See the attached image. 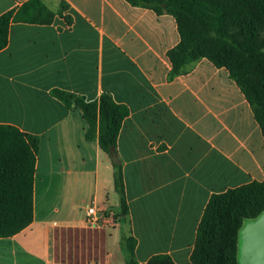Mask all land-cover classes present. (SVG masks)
Segmentation results:
<instances>
[{"label": "crops", "instance_id": "crops-1", "mask_svg": "<svg viewBox=\"0 0 264 264\" xmlns=\"http://www.w3.org/2000/svg\"><path fill=\"white\" fill-rule=\"evenodd\" d=\"M27 1L0 0V15ZM42 2L51 21L11 22L0 51V125L40 138L33 221L0 238V264H126L123 234L136 239L139 264L159 254L192 264L211 195L264 180V134L250 104L206 58L172 72L179 35L170 15L126 0ZM52 89L86 101L108 93L129 111L116 141L128 215L104 233L100 260L61 253L58 234L87 226L88 207L119 213L112 163Z\"/></svg>", "mask_w": 264, "mask_h": 264}, {"label": "trees", "instance_id": "trees-1", "mask_svg": "<svg viewBox=\"0 0 264 264\" xmlns=\"http://www.w3.org/2000/svg\"><path fill=\"white\" fill-rule=\"evenodd\" d=\"M216 1V2H214ZM131 6L170 15L177 24L178 44L168 52L172 72L206 58L216 68H225L250 104L254 118L264 134V40L255 31L264 23V0H126ZM257 3L262 5L257 9ZM238 4L243 23H229ZM53 17L42 0H29L17 10L0 15V51L8 42L11 22L48 24ZM238 30V31H237ZM243 39L239 38V32ZM52 97L66 107L79 110L87 124L85 139L97 141L113 168L114 191L118 196L119 221L128 215L121 163L116 141L128 108L116 103L110 94L97 100L52 89ZM38 135L0 125V238L12 237L33 221V182L39 152ZM264 212V180L213 194L203 210L193 250L192 264H238L239 231L247 220ZM118 221V222H119ZM126 264H139L134 257L136 239L123 234L119 241ZM144 264H175L168 255H154Z\"/></svg>", "mask_w": 264, "mask_h": 264}, {"label": "rangeland", "instance_id": "rangeland-1", "mask_svg": "<svg viewBox=\"0 0 264 264\" xmlns=\"http://www.w3.org/2000/svg\"><path fill=\"white\" fill-rule=\"evenodd\" d=\"M216 2V1H214ZM257 9L262 5L260 3L256 4ZM229 19V23H243L244 14L241 10V5L238 4L237 11L234 12V16ZM243 20V21H242ZM255 21L258 23H264V15L260 16L256 14ZM238 31V30H237ZM239 33V38L243 39L242 34ZM255 36L257 41L264 40L263 28H258L255 31ZM88 190V189H85ZM91 197L84 191L79 197L77 196V202L83 208L90 204ZM107 216H111L114 223H118L119 217L110 210L105 211ZM85 216H83L84 218ZM85 223V222H84ZM113 226L111 221L102 220L98 226H85L84 228H79L75 230L65 231L58 234V244L60 252H65L64 254H72L76 258H93L100 260L103 255L102 239L104 233L110 231Z\"/></svg>", "mask_w": 264, "mask_h": 264}, {"label": "water", "instance_id": "water-1", "mask_svg": "<svg viewBox=\"0 0 264 264\" xmlns=\"http://www.w3.org/2000/svg\"><path fill=\"white\" fill-rule=\"evenodd\" d=\"M238 264H264V212L247 220L239 231Z\"/></svg>", "mask_w": 264, "mask_h": 264}, {"label": "built area", "instance_id": "built-area-1", "mask_svg": "<svg viewBox=\"0 0 264 264\" xmlns=\"http://www.w3.org/2000/svg\"><path fill=\"white\" fill-rule=\"evenodd\" d=\"M84 216L85 224L87 226H98L102 220H109L113 226L116 225L112 220V215L107 216V213L104 210H100L94 206L86 208L84 210Z\"/></svg>", "mask_w": 264, "mask_h": 264}]
</instances>
